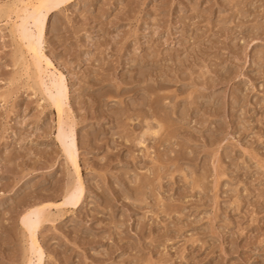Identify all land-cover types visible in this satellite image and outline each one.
Wrapping results in <instances>:
<instances>
[{"label":"rangeland","instance_id":"rangeland-1","mask_svg":"<svg viewBox=\"0 0 264 264\" xmlns=\"http://www.w3.org/2000/svg\"><path fill=\"white\" fill-rule=\"evenodd\" d=\"M13 2L0 264H264V0H60L38 66Z\"/></svg>","mask_w":264,"mask_h":264},{"label":"bare ground","instance_id":"bare-ground-1","mask_svg":"<svg viewBox=\"0 0 264 264\" xmlns=\"http://www.w3.org/2000/svg\"><path fill=\"white\" fill-rule=\"evenodd\" d=\"M59 2H60V0H14L13 4L10 6L11 7V10H12L11 11L12 12L11 14H14V18H15V21H12V22H14V24H12L13 28H11V29H12V31H13V29H15V31L18 32V33H22V34L24 33V34H26V36L28 37V44L26 46V50H27V52H31L32 51L33 56H35L36 54H37L36 56L39 55L37 53V51H39V48L36 46V44L33 43V34H36L37 42H38V44H40L41 38H42V30H43L41 19L51 9H53L54 7H56L59 4ZM30 8L32 9L33 16H31L29 14V12H28L30 10ZM30 18H34L37 21V23H38V25L36 24L38 26V28L35 29V30H37L36 33H33V30H31L30 28H27V23H28V21H29ZM30 63L32 65V62H30ZM35 64L37 66L39 65V58L38 57H36V59H35ZM46 77H48V78H46L47 80L44 78V76L41 77L40 78L41 79V82L39 84V85H41V88L40 89H42L44 91V93L45 92H48V94H51L50 96H53V94H52L53 91H54L53 93L55 94V91H59L60 89L65 88L64 83L61 80H58L56 78H53V77H51V75H48ZM65 96L66 95L64 94V98H66ZM54 98H56L55 100L53 99L54 102L57 99L58 100L60 99V101H61V99H63V96L62 97L61 96H57V97H54ZM54 105H56V104H54ZM56 106H58V105H56ZM58 115H59V117L61 116L60 109H58ZM61 123H59V125ZM73 143H74V141H73ZM41 216H40V218H41ZM45 216H47V215L45 214ZM45 216L42 217V218H45L46 219L47 217H45ZM33 226H37V225H33ZM30 251L31 252H36V251L38 252L39 250H37V248L36 247H33V245L31 244V250ZM40 261L41 260H40V257H39L37 259V263L39 264ZM31 263H32V261H29L28 260V264H31Z\"/></svg>","mask_w":264,"mask_h":264}]
</instances>
